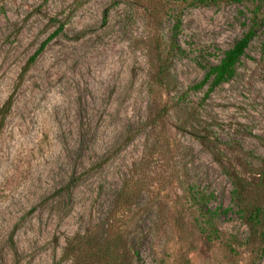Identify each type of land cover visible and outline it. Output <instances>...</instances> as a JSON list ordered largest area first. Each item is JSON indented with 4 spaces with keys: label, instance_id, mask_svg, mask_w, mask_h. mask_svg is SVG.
Wrapping results in <instances>:
<instances>
[{
    "label": "rangeland",
    "instance_id": "374dc122",
    "mask_svg": "<svg viewBox=\"0 0 264 264\" xmlns=\"http://www.w3.org/2000/svg\"><path fill=\"white\" fill-rule=\"evenodd\" d=\"M200 1L0 0V264H264L224 174L264 205V1Z\"/></svg>",
    "mask_w": 264,
    "mask_h": 264
},
{
    "label": "trees",
    "instance_id": "16d2710c",
    "mask_svg": "<svg viewBox=\"0 0 264 264\" xmlns=\"http://www.w3.org/2000/svg\"><path fill=\"white\" fill-rule=\"evenodd\" d=\"M235 1L239 2L240 0ZM204 2V0L200 1V3ZM62 28V25L59 26L51 35L41 42L34 54L28 59L24 71H26V69H28L33 62H35L38 56L45 50L49 42H51V40H53L62 31ZM175 28L178 30L179 25ZM255 36L256 30L254 26L249 27L241 38L235 41L229 49L223 52V55L217 64L211 65L206 69L203 79L199 83L195 84L192 89L195 91L201 90L207 85L208 88L205 96H208L215 88L231 80L236 74V68L241 57L244 56L246 49ZM11 104L12 98L9 97L0 109V116L2 117L0 119V129L3 117L9 111ZM224 174L230 180L232 186V189L230 190L231 205L236 209L239 217L245 222L253 234L257 233L259 239L264 240V205L256 203L253 198H246L248 184L237 175L235 170L224 169ZM257 174L260 178V182L257 186L264 187V161L263 166ZM198 196L196 201L201 205V211L202 208H205V211H202V213L203 216L207 218L206 222L210 228L213 227L212 221L214 217L220 214L227 215L233 210L232 207H229L228 209L218 208L211 211L209 208L206 209L205 207L210 197L204 194H198ZM193 198L195 199V197ZM259 228H261V230Z\"/></svg>",
    "mask_w": 264,
    "mask_h": 264
}]
</instances>
